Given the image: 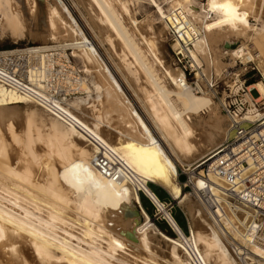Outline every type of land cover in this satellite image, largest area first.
<instances>
[{"label": "bare ground", "instance_id": "obj_1", "mask_svg": "<svg viewBox=\"0 0 264 264\" xmlns=\"http://www.w3.org/2000/svg\"><path fill=\"white\" fill-rule=\"evenodd\" d=\"M89 1L90 4L96 7V9L95 7H93V9L96 10L98 21L104 25L103 29L105 28L106 33L116 38L122 48L127 50V53L124 54L125 56L130 55L133 57V63H135L138 70L143 73L148 86L150 85L154 93L157 92L159 98L161 97V104L159 105V102L155 101L153 94H151L153 90L150 92L146 91L144 95L145 104H147L152 119L156 122L160 134L171 144L180 159L182 161H187V166L191 168L194 163H192V160L194 161L193 155L196 154L194 153L195 151L202 153L206 152L207 155H209L222 145L229 136V120L227 116H225V118L218 112L219 110L217 109L215 100L209 95H196L191 89L181 87L180 83H176L173 90L167 87L164 82V78H166L165 75L167 74L160 76V74L156 73V67L162 66L161 58L156 50V35L153 34L151 30L150 32L152 35L149 34V36L144 33L145 31L142 32L136 26V28L134 26L128 28L125 25V14L131 17L129 4L124 0ZM250 1L256 6L264 4V0ZM237 3L238 0H207L206 5L209 7L208 11L215 12L221 19L230 20L232 26L237 29H243V24L244 28L248 29L247 31L241 32L243 33L242 35H246L247 33V35L249 34L248 37H250L249 40L242 41L239 46L241 50V48L247 46L246 43L248 41L252 40L253 42L258 36L261 37V40L264 39V26L259 28L237 19ZM188 7L187 10L190 15L198 21L204 29L203 36L195 45L202 46L203 49L208 52L209 79L213 76H223L227 67V63L223 61L226 52H223L219 48V45L217 47L215 46L214 50H212V46L208 40L210 25L207 17L201 16L202 12L205 11L204 4H200V11L199 8L193 5ZM16 10L18 9L16 8ZM27 10L26 12H16L10 0H0V24L6 28H10L12 30L11 33L14 35L22 36L24 34L23 28L25 21H27V23H29L28 21H31V23L35 21V24L39 21V19L37 21V18L31 20L33 10L32 13L30 8ZM40 14H42V17L44 16L43 13ZM52 20L53 19H47L45 25L44 23L42 24L44 26L40 25L42 28H39L36 31L37 34H35L37 38L43 40L45 43H47L51 35H54L51 31V27L53 28L52 23H54ZM170 20L169 14L162 16L163 25L161 24L162 29L159 30L161 34H164L165 31L172 33V24ZM40 22H42V20H40L39 23ZM37 26L36 24V27ZM150 28L153 29L154 27L150 26ZM66 32L67 29L64 33ZM71 32L72 31H70V33ZM147 32L148 30H146V33ZM73 33L75 32L71 34ZM69 34L67 32V35L63 36V38H68L70 36ZM139 34L142 35L144 41L143 47L136 39V36ZM79 39L78 37V40ZM262 43H264V40ZM70 45H83V42L81 41L79 43L78 41V43ZM229 49L231 51V57L235 58L240 55V50H235L231 45ZM249 50L247 51V60L252 55V52ZM89 53L93 64H95V68L98 70V74L95 75L94 78L97 80V88L100 89L97 99L98 107L96 105L94 108L88 106L85 104L88 102H85L83 98L73 101L75 107H72L70 112L73 117V122H71L70 129L68 131L66 130L67 132L64 133L68 140L63 139L68 142L66 144H68L71 151L75 148L78 155H80V161H78L80 165L86 162V157L88 155L94 157L97 151L95 146L97 143L94 139L105 143L112 148L127 165V168L132 173L131 180L112 181L105 178L94 169L98 177L91 180L97 185V200L96 202H92L89 194L77 198L76 195L69 196L70 193L68 194V192L67 195L64 192V188H57V185L63 180V177L59 176V172L61 175L64 170L52 167L48 160H44V162L46 161L45 163L42 161V166L45 165L44 168H46L47 174H44L45 177L46 175L49 177L44 178L43 175L41 179H37L35 170L41 164L43 155L38 152L36 148V139L34 137V131L39 128L36 122L37 120L34 118L36 111L29 112L27 108L29 113L27 114L26 112V116L23 118L24 128L22 132H18L15 123L20 121L23 117V114H21V106L25 107V104L28 105L31 102L27 101L23 96L10 92L0 86V264H124L128 259L130 260V251H134L133 249H135V244L133 243L140 245L144 249L151 250L153 238L159 236H162L161 238L169 243L171 257L178 260L180 264H191L190 259L185 256V253L189 254L196 264H211L210 256L214 253L218 264L228 262L231 264H239L237 263L238 260H236L231 253L230 248L225 244L228 241H223L224 238L223 240L221 238V233L226 234L221 228L223 227L222 222L213 212L209 215L210 219L208 215L207 218L205 217L207 207L204 202L197 199L198 203H202V208H197L198 205L193 202L186 201L187 203H185L187 205L184 203L186 207L188 206L193 219H195V225L198 227H205L206 224L210 231V233H206L203 228V230L199 228L196 229L195 227L196 230L190 228L192 230L191 237H187L173 215H171L167 209L163 208L159 197L149 186L148 182L157 183L168 188L174 198L178 200L179 203H183L186 200L183 195L184 193L174 184L175 177L173 176L176 172L175 163L169 155L167 156L165 154L166 152H164L161 147V141L155 139L151 133L152 131L150 132L149 129H147L148 126L146 127L142 122L140 119L141 116L136 113L131 101L121 90L122 87L120 88L119 83L116 82L117 79L109 72L108 65L100 58L99 52L94 48L92 50L90 49ZM261 54H253L255 63H260L262 59ZM257 87H259L264 94L263 82L252 84L249 89H256ZM258 93L261 94L260 91ZM173 95L176 96V100L172 98ZM110 105L120 114L121 120H123L125 125L130 129L127 137L121 140L119 139L118 141L116 138H120L124 133L122 130H117L116 132H118L120 136L118 135V137L115 135L116 138L113 136L116 128L113 129V126L111 127L110 124L108 126V123H110L108 119L109 111L111 110ZM203 111L205 114H203ZM263 116L264 112L260 113V110H255L251 112L250 118L256 120ZM43 120L44 119H42V121ZM50 123L52 124L51 127L55 129L59 126L58 120H55L54 124L52 121H50ZM82 129H86L88 135L83 132ZM55 134L56 133H54V135ZM64 134L61 133V136L63 137ZM42 135L43 134H41V136ZM56 145L57 144L54 146ZM61 145L62 144H60V146ZM53 148L54 147H52L51 150ZM56 149L57 147H55L54 150L57 151L59 147L57 150ZM11 152L14 156H12ZM67 155L69 156V153H67ZM65 160L63 161L65 162ZM67 162H65V164ZM68 165H70V163H68ZM72 167L70 169L68 168L70 172L74 170ZM76 169L77 168H75V170ZM41 173L40 175H42ZM77 173L79 175V172ZM75 179L81 184V180H78L79 178ZM192 179L195 188H197L198 185L202 187L205 184L203 179L198 175L194 174ZM27 186L33 187V189L39 190L43 192V194L45 193V195L49 197V200L43 199L45 198L42 197L43 195H41V198L39 194ZM90 186L92 187V184ZM127 186L133 189V200L128 198L125 193L121 192V189ZM94 190L96 189L94 188ZM140 190L145 192L163 209L170 224L177 231L179 235L178 238L170 237L161 232L142 206H140V213L138 214L136 212L137 203L140 204ZM54 199L60 202H66L67 204L77 201L80 207L88 212L97 224H85L84 230L81 229V231L83 230L82 236L77 235L70 229L74 225L73 222H71L74 217L69 218V216H66L67 214L63 215L65 212L62 213V206L60 207L59 204L57 205ZM43 206L48 208L46 209L48 210L46 211L47 213H42V210L45 209ZM207 212L206 214L210 213L209 210ZM246 213L249 215L250 211H246ZM141 216H144L146 220L145 222L143 221L144 223L140 222ZM207 219L212 221H208ZM79 223L82 222L79 221ZM84 223L88 222H83V224ZM243 225V227L247 228L245 223ZM105 234L107 238H104ZM242 236L244 237V244L240 243V245L236 247V254L240 259L243 258V249L248 234L244 232ZM75 239L85 243L88 247H83V245L75 243ZM160 241H162V239ZM160 241L157 243H160ZM200 243H203L205 249H202V244L200 245ZM227 244L229 245V243ZM179 247L182 248V252L184 250L185 253L183 252V255L180 254ZM140 249L137 250L140 252ZM128 254L130 255L129 257L127 256ZM133 254L132 258L135 256L137 260L139 257L136 255L138 254ZM141 256L140 254V257ZM144 257L146 256L144 255ZM144 257V260L140 261L142 264H159L158 262L151 263L149 260H145ZM149 258H151V260L153 259L152 257ZM133 260L131 259L132 262Z\"/></svg>", "mask_w": 264, "mask_h": 264}, {"label": "rangeland", "instance_id": "obj_2", "mask_svg": "<svg viewBox=\"0 0 264 264\" xmlns=\"http://www.w3.org/2000/svg\"><path fill=\"white\" fill-rule=\"evenodd\" d=\"M10 1H11L13 9L16 12H19V11L26 12V10L30 8L31 13L33 10V14H31L32 17L30 16L32 18L31 20H34V18L35 19L37 18V21L39 19V21L42 20V22L40 23L39 21L36 22V24L39 26V27L38 26L36 27V24L34 23L35 21L34 22L32 21V23L31 21H28L29 23L25 21L24 28H23L24 34L22 36L14 35L13 33H11L12 30L10 28H6L2 24H0V49H10V48H16V47H24L28 45H35V44L48 45V44H55V43L67 44V45L69 44V46H71L70 44L78 43V41L80 43L82 41L83 45H76V46H71V47L74 49L73 51H74V54L76 55V61L80 65H82L84 67V70L89 74L90 93L87 96H79V98L77 97L73 101H76V99L80 100V98L81 99L83 98L85 102H88L85 104L94 108L95 105L98 107L97 99H98V94L100 92V89L97 88L96 86L97 80L94 79L95 75L98 74V70L97 68H95V64H93V61L90 58L89 50L90 49L92 50L95 48L96 51L99 52L98 54L100 58L103 60V62L108 65L107 67L110 70L109 72L113 75V77L115 76L114 78L117 79L116 82L119 83L120 88L122 87L121 90L124 92L127 98L131 101V104L133 105V108L135 109L136 113L141 116L140 119L142 120V122L145 124L146 127L147 126L149 127V128L147 127V129H149L150 132L152 131L151 133L153 134L155 139H159L161 141V147L163 148L164 152H166L165 154L167 156L169 155V157L175 163L176 172L173 176L175 177L174 184L175 186L181 189L182 193H184L183 195L185 196L186 200L183 203H179L178 200H176V205L171 210L173 217L174 218L178 217L180 219V222L177 220V218H176V221L182 227L187 237L192 236L191 229L196 230L197 228L199 229L203 228L206 233L207 232L210 233L209 227L206 224H205V227L204 226L198 227L197 225H195V219H193L192 214L188 209V206L186 207L187 205L186 203L193 202L196 205H198L197 208H202V205H201L202 203L201 204L198 203V200H197L198 197L196 196L195 191L192 190L189 185L184 186V183L187 181V175L189 173L188 170H192L195 167H197L200 161H202L206 156H208L207 153L195 151L194 153L196 154L193 155L194 161L192 160V163L193 162L194 163H193V166L190 168L187 166L188 162L182 161L180 157L178 156V154L176 153V151L172 148L171 144L168 141H166V139L162 136V134H160L156 126V122L154 121V119H152L151 112L148 109L147 104H145L146 102L144 100L145 99L144 95L146 91L150 92L151 90H153V88L150 87V85L148 86L147 82L145 81L143 73L140 70H138L137 65L133 63V57H131L130 55L125 56L124 54L127 53V50L122 48L121 44L118 42V40H116V38L109 36L108 33H106L105 28L103 29L104 25H102V23L98 21V18L96 16L97 13L95 12L96 10L93 9V7L95 6L90 4L89 0H10ZM124 1H126L129 4L130 9H131V13H130L131 17L128 14H125L126 16L124 17L125 25L128 28L129 27L132 28L133 26L134 27L136 26L142 32L145 31L144 33L147 35L149 34L152 35V33L156 35V40H155L156 50L162 61V66L156 67V73L160 74V76H164L165 74H167L165 75L166 78H164V82L166 83L168 88L173 90L176 86V83H180L181 82L180 80H182L184 77V72L182 68L176 63V60L174 57V48L176 47V42L172 39V35L169 31H165L164 34H161L159 32V30L162 29L161 26L163 25L162 16L167 14L166 10L170 7L171 4L175 2L178 4L183 3V5L186 8H189L188 6L193 5L199 8V11L201 10L200 4H204L205 11L202 12L201 16L202 17L206 16L208 19V23L210 25V28L208 30V40L212 46V50H214L215 46L217 47L219 45V48L223 52H226V54L224 55L225 57L223 56L224 57L223 61L227 63V67L225 71L228 70L230 72V75L227 73H224L223 76H219V77L214 76L220 81L219 87L217 89L216 97H214V95L211 93L196 94L193 92L194 94L200 95V96L201 95L211 96L216 102L217 109L219 110L218 112L221 115H223V117H225L226 115L222 109L221 100L223 99V97L226 96L228 92L227 87L232 86L236 80L246 81L247 85H252V84L259 83V82H263L264 84V43H262L264 39L261 40V37L258 36V38H256L255 41L252 42L251 40L246 43L248 47L247 51L250 49L249 51L252 52V54L262 53L261 54L262 59L260 63L259 62L258 63L256 62L254 64L247 63V67L241 64L240 61L237 59V57L234 58L230 56L231 51L229 49V46L233 45V48L236 49L237 47L240 46L243 40L244 41L249 40L250 39V37H248L249 34L247 35L246 33V35H242L243 33H241L242 31H247L248 29L244 28V24H243L242 26L243 29L239 30L236 27L232 26V22L230 20L224 19V18L221 19L220 16L217 15L215 12L208 11L209 7L206 5L207 0H124ZM16 8L18 10H16ZM40 13H43L44 16L42 17V14ZM236 18L241 20L242 22H246V24H249V25L252 24V25H255L256 27L262 28L264 26V4L261 6H256L250 0H238L237 6H236ZM47 19H53L52 21H54V23H52L53 28L51 27L52 29L51 31L53 32L54 35H51L50 39H48L47 43H45L43 40L37 38L35 34H37L36 31L39 28H42L41 26L45 25V22ZM43 23L44 25H42ZM150 26H153L154 28L151 29ZM66 29H67L68 34L70 33V31L75 32L76 34L73 33L74 34L73 35L71 34L72 33L71 32L68 38H63V36L67 35V32L64 33ZM146 30H148L147 33H146ZM150 30L152 33L150 32ZM263 35H264V32H263ZM78 37L80 38L79 40H78ZM136 39L138 43L143 47L144 41H143L142 35L140 34L137 35ZM177 44L178 45L180 44L179 40ZM192 54L198 61L203 62L204 75L208 80H210L208 76L209 75L208 52L205 51L202 46L195 45L194 51L192 52ZM256 89H259V87H257ZM251 90H254L252 92L253 96L254 98L258 99V101L260 102V113L264 112V94L262 93L260 89L259 91L261 92V94L258 93V91H256L255 89H251ZM151 94H153L154 100L159 102L158 104L160 105L161 97L159 98L158 93L157 92L154 93V90H153L151 91ZM172 98L174 100L177 99L175 95H173ZM73 101L71 102V105H72L71 107H75V104ZM135 103L139 106L141 111H143L150 125L148 124V121H146L145 117L142 116V113L138 110ZM25 107L21 106V110H22L21 114H23V117L21 118L20 121H17L15 123V127L16 129L18 128L17 129L18 132L20 131L22 132L24 128L23 118L24 116H26V112L28 114L30 111H34V110L36 111L34 118L35 120H37L36 122L39 125L38 126L39 128L35 130L37 132L34 131V137L36 139V148L38 149V152L43 155L41 164L35 170L36 178L41 179L43 175L46 173V168H44L45 165L44 166L42 165H43L44 160H48V162L51 164L52 167H55L57 169L59 168L60 170L61 169L64 170L63 172L61 171L62 172L61 175L59 172V176H62L63 180L57 185V188L58 187L64 188L65 190L64 192L66 194L68 192V194L70 193L69 196L76 195L77 198H81V196L89 194L92 202L94 201L96 202L97 185L96 183L93 182V180L96 177H98V175L94 170L95 168L93 166V156L88 155L86 157V162L84 164H81V165L78 164V161H80V155H78V152L76 151L75 148L71 151L68 147V144H66L68 142L64 140V139L68 140L65 137L64 133L70 129L71 125H68L62 122L60 119L48 113L44 108H42L41 106L35 103L33 104L29 103L28 105L25 104ZM31 107L33 110L31 109ZM27 108L29 109V112ZM110 108L111 110L109 111V116H108L110 123H108V126L110 124L111 127L113 126L112 127L113 129L116 128L114 130L115 134L113 133L114 137L115 135L120 136V134L116 132L117 130L123 131L124 134H122L120 138L115 137L117 141L119 139L120 140L124 139L127 137L130 129L125 125V122L121 120L120 114L116 110L113 109V106L110 105ZM203 114H205L204 111H203ZM42 119L44 120L42 121ZM55 120H58L59 122V126L57 129H55L54 127H51L52 124L50 123V121H52V123L54 124ZM40 131H41V134H43L42 136L40 134ZM54 133H56L55 134L56 136L54 135ZM61 133L64 134L63 137L61 136ZM54 143L57 144L58 146L57 145L54 146L55 145ZM60 144L62 145L60 146ZM52 147H54L52 149L53 151H55L54 150L55 147H57V149L59 147V149L58 150L56 149L57 151L53 152L51 150ZM67 153H69V156L67 155ZM11 154L12 156H14L12 152ZM60 155L62 158L60 157ZM63 160H65V162L67 161L68 162L65 164ZM89 161L91 165L89 164ZM68 163H70V165H72L73 167L68 165ZM69 166L70 168L72 167V169L74 170L70 172ZM75 168L77 169L75 170ZM77 172H79V175ZM40 173L42 175H40ZM38 175L41 177H39ZM195 175H198V174H195ZM46 177H49V176L46 175ZM46 177L44 175V178ZM75 178L77 179L79 178L78 180H81V184H79ZM91 184H92V187L90 186ZM148 184L149 186L153 187V190L155 191V193L158 195V197L162 201L170 202L175 199L168 188L152 183V182H148ZM27 187L35 191L37 194H39L40 197L41 195H43L42 197H45L43 199L49 200V197L46 196L45 193L43 194V192L33 189V187H29V186ZM198 187L200 186L198 185ZM94 188L96 190H94ZM121 192L125 193L128 196V198L132 200L134 199V192H133L132 187L130 188L127 186L125 188H122ZM54 201L55 203H57V205L59 204L60 207L62 206L61 211L62 213L65 212L63 215L67 214L66 216H69V218L74 217V219L71 221L73 222L74 225L70 229L77 235L82 236L85 224L86 225L87 224H91V225L97 224V222H94V219L92 218V216L89 215L88 212L84 211L80 207V204H78L77 201H73L70 204H67L66 202H63V201L60 202L56 199H54ZM184 203L186 205H184ZM137 205H138L137 206L138 209H140V206H142L146 210V212L151 217L155 226L158 229H160L161 232H163L165 235H168L170 237H174V238L179 237L177 231L174 229L172 225H170L167 219L162 216L157 215L156 206L152 202L151 198L142 190H140V204L137 203ZM46 209L48 208H45L44 210H42V213H45L46 211H48ZM208 210H209L208 207L206 211L204 210L206 218L210 215V213L206 214ZM238 216L239 214L232 215L229 213V216H228L229 218L227 217V220L222 221L223 227L221 228L223 232H226V234L221 233L222 240L224 238L223 241H228L225 244L227 245L228 248H230V251L236 258V260H238V262L236 261L237 263L239 264H264V226L260 225V223L256 224L257 225L256 238L258 239L259 242L250 243L247 240V250L243 249V254H242L243 258L240 259L237 257L236 250L234 247L235 245L239 246L240 243L244 244V241H243L244 237L242 235L245 232L244 230L245 227H243L244 226L243 224L246 223V221L243 220V216L241 215L239 217ZM209 219H210V216H209ZM209 219L207 220L212 221ZM79 221H81L82 223H79ZM143 221L145 222L146 220L144 216H141L140 222L144 223ZM83 222H88V223L83 224ZM247 225H249V223H247ZM81 229L83 230L81 231ZM159 237L153 238L152 244H151V250L144 249L140 245L133 243L135 244V249H133L134 251H130L131 256L129 254L127 255L128 257L130 256L129 257L130 260L128 259L124 264H131V263L142 264V262L140 261L144 260L143 259L144 255L146 256L144 257L145 260H149V262L151 263L158 262L159 264L160 263L161 264H180L178 260H175L174 257H171L172 255L170 254L169 243H167L165 239L161 238L162 236H159ZM104 238H107L106 234L104 235ZM161 239L162 241H160ZM158 241H160V243H157ZM74 242L77 244L83 245V247H88L85 243L80 242L76 239ZM227 243H229V245ZM200 245L202 246V249L205 247L203 246V243H200ZM137 249H140V252ZM179 250H180L181 255L185 253L184 250H183L184 253L182 252L181 247H179ZM133 253L135 255L138 254L136 256L139 257L140 259L137 258L136 260L135 256L132 258ZM140 254L142 255L141 257H140ZM185 256H187L190 259L191 264H194L193 262L194 260L191 258L189 254L185 253ZM149 257H152L153 259L151 260V258ZM131 259L132 260L134 259L133 262L131 261ZM210 262L211 264H218L215 253L210 256ZM223 264H231V263L228 262V263H223Z\"/></svg>", "mask_w": 264, "mask_h": 264}, {"label": "built area", "instance_id": "obj_3", "mask_svg": "<svg viewBox=\"0 0 264 264\" xmlns=\"http://www.w3.org/2000/svg\"><path fill=\"white\" fill-rule=\"evenodd\" d=\"M166 11L171 18L172 39L176 42L174 57L184 72L181 87L196 94L211 93L216 97L220 81L214 76L208 80L203 72V62L192 54L195 43L203 36L202 25L183 4L175 2ZM238 48L235 50H240ZM73 50L71 46L60 43L0 49V86L71 125V102L90 93L89 74L76 61ZM253 58L252 54L247 60V46L241 48L237 57L246 67L247 63H255ZM225 73L230 75L228 70ZM250 86L246 81L236 80L227 87L228 92L221 103L229 120V136L197 167L188 170L190 174L184 183L206 204L210 214L213 212L221 222L227 220L229 213L243 216L247 226L244 230L248 234L244 245L246 250L247 240L250 243L259 242L256 224L264 226V116L256 120L250 118L251 112L260 110V102L254 98V90L249 89ZM82 130L88 135L86 129ZM94 141L97 143L94 168L112 181L131 180L132 173L122 158L105 143ZM194 174L203 179L205 184L202 187L195 188ZM151 200L157 215L169 222L163 209ZM159 200L163 208L173 215L171 210L176 205V199L170 202ZM246 211H250L249 215Z\"/></svg>", "mask_w": 264, "mask_h": 264}, {"label": "crops", "instance_id": "obj_4", "mask_svg": "<svg viewBox=\"0 0 264 264\" xmlns=\"http://www.w3.org/2000/svg\"><path fill=\"white\" fill-rule=\"evenodd\" d=\"M136 104V103H135ZM136 106H137V108H138V110L142 113V115L145 117V119L148 121V119H147V117L145 116V114L143 113V111H141V109L139 108V106L136 104ZM148 123H149V121H148ZM150 124V123H149ZM155 184H157V183H155ZM158 185H160V184H158Z\"/></svg>", "mask_w": 264, "mask_h": 264}, {"label": "water", "instance_id": "obj_5", "mask_svg": "<svg viewBox=\"0 0 264 264\" xmlns=\"http://www.w3.org/2000/svg\"><path fill=\"white\" fill-rule=\"evenodd\" d=\"M231 47L233 48V45H231ZM136 212L139 214L140 213V209H136Z\"/></svg>", "mask_w": 264, "mask_h": 264}, {"label": "trees", "instance_id": "obj_6", "mask_svg": "<svg viewBox=\"0 0 264 264\" xmlns=\"http://www.w3.org/2000/svg\"><path fill=\"white\" fill-rule=\"evenodd\" d=\"M152 189H153V187L152 186H150ZM154 191V190H153ZM155 192V191H154ZM158 196V195H157ZM177 218V220L180 222V219L178 218V217H176Z\"/></svg>", "mask_w": 264, "mask_h": 264}]
</instances>
